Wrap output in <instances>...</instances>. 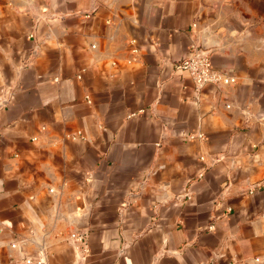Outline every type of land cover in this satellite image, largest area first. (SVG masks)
Masks as SVG:
<instances>
[{"label":"crops","instance_id":"0c3cea01","mask_svg":"<svg viewBox=\"0 0 264 264\" xmlns=\"http://www.w3.org/2000/svg\"><path fill=\"white\" fill-rule=\"evenodd\" d=\"M0 264H264V0H0Z\"/></svg>","mask_w":264,"mask_h":264},{"label":"built area","instance_id":"2783aa9c","mask_svg":"<svg viewBox=\"0 0 264 264\" xmlns=\"http://www.w3.org/2000/svg\"><path fill=\"white\" fill-rule=\"evenodd\" d=\"M176 70L186 73L197 86L205 84L211 85H229L235 82L234 78L224 72L215 70L211 63V56L208 50L202 47H192L190 54L181 59L175 66ZM131 114L129 117L133 116ZM190 135L187 139H193ZM197 138H202L198 135ZM34 138L32 139V141ZM70 238L78 242L81 250L86 252V236L84 233L73 231L70 233Z\"/></svg>","mask_w":264,"mask_h":264},{"label":"water","instance_id":"95a60500","mask_svg":"<svg viewBox=\"0 0 264 264\" xmlns=\"http://www.w3.org/2000/svg\"><path fill=\"white\" fill-rule=\"evenodd\" d=\"M203 49H205L204 47H202Z\"/></svg>","mask_w":264,"mask_h":264}]
</instances>
